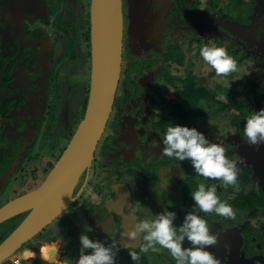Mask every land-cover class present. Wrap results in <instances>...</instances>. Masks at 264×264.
<instances>
[{
	"label": "flooded vegetation",
	"instance_id": "1",
	"mask_svg": "<svg viewBox=\"0 0 264 264\" xmlns=\"http://www.w3.org/2000/svg\"><path fill=\"white\" fill-rule=\"evenodd\" d=\"M121 1L122 73L91 166L77 181L72 202L0 264H75L85 224L90 238L117 242L116 264H133L128 250L139 251L142 241L126 233L141 218L137 202L158 213L159 191L162 200L173 202L177 224L193 211L190 192L199 178L187 160L177 163L161 154L162 133L172 122L223 143L238 164V185H217L235 218L196 209L217 237L209 250L220 264H264V143L253 148L241 139L244 116L264 108V0H139L135 37L128 33L130 0ZM90 3L0 0V195L5 180L30 185L42 176L41 183L84 115ZM208 43L225 47L237 62V71L218 78L213 88L214 70L199 56ZM240 73L244 87L236 81L232 90L225 87L224 80ZM191 81L203 94L196 100L199 109L179 105ZM27 212L0 223V242ZM140 264L174 262L161 250L141 254Z\"/></svg>",
	"mask_w": 264,
	"mask_h": 264
},
{
	"label": "clouds",
	"instance_id": "2",
	"mask_svg": "<svg viewBox=\"0 0 264 264\" xmlns=\"http://www.w3.org/2000/svg\"><path fill=\"white\" fill-rule=\"evenodd\" d=\"M199 56L222 79L237 71L236 60L223 46L202 44ZM232 82L224 80L225 87L229 88ZM243 121L242 142L253 148L264 143V108L248 111ZM160 144L162 156L177 163L187 160L193 174L199 178L195 189L190 192L193 211L185 212L181 222L177 224L173 202L170 199L162 200L159 191L155 193L162 209L160 212L154 213L137 202L135 207L141 218L126 235L129 240H135L139 235L142 243L139 251L129 249L128 255L133 264H140L141 254L166 250L174 264H220L219 259L209 250V246L216 245L217 237L210 231L205 216L215 214L235 218L232 206L217 195V185L233 188L238 185L237 161L227 155L228 149L223 143L210 141L195 126L173 122L168 124L162 133ZM213 180L216 181L215 184L207 183ZM156 187L153 185V189ZM159 187L166 192L167 185L161 184ZM196 209L205 216L200 215ZM91 231L85 224L78 238L80 253L75 264H116L119 251L117 242L104 243L90 238L88 233Z\"/></svg>",
	"mask_w": 264,
	"mask_h": 264
},
{
	"label": "water",
	"instance_id": "3",
	"mask_svg": "<svg viewBox=\"0 0 264 264\" xmlns=\"http://www.w3.org/2000/svg\"><path fill=\"white\" fill-rule=\"evenodd\" d=\"M129 10L128 33L135 37L141 26L139 0H130ZM123 27L121 0H91V71L84 115L45 179L34 189L0 206V223L28 211L0 242V263L72 202L77 181L91 166L96 145L113 109L122 73Z\"/></svg>",
	"mask_w": 264,
	"mask_h": 264
},
{
	"label": "rangeland",
	"instance_id": "4",
	"mask_svg": "<svg viewBox=\"0 0 264 264\" xmlns=\"http://www.w3.org/2000/svg\"><path fill=\"white\" fill-rule=\"evenodd\" d=\"M216 3V2H215ZM205 68H207L208 70H210L211 68L209 67V66H204ZM251 73H252V71H250V73H249V75H247V77H250L251 76ZM88 70H86V72H85V75H84V79H86V83H88ZM218 78H220V77H218L217 75H216V73L215 72H213L212 73V75H211V77L209 78V80H210V87L211 88H213L214 87V85H215V83L217 82V79ZM236 78V79H235ZM231 77V78H229L228 80L229 81H236L237 82V86L239 87V88H242V87H244L245 86V83H246V80H245V76L243 75V73H240L239 75H236V77ZM239 81H240V83H239ZM235 83H231V86L232 85H234ZM230 86V87H231ZM231 90H232V87H231ZM243 93V92H242ZM180 106H184V102H183V100H181L180 101V104H179ZM192 106H194V108H196V109H199V107H196V106H198V104L196 103V101L193 103V105ZM68 143V142H67ZM51 162H53V161H51ZM18 175H24L23 173H20V174H18ZM39 177V176H38ZM42 177V176H41ZM41 177H39V178H34V179H32L31 181H30V185L27 183V182H22L23 183V185H24V189H22V186H21V182H14L13 184H12V181L11 182H9L8 180H5V182H4V184H6L7 182H8V184H7V187L5 186L4 187V189H3V193L4 194H9V198L12 196L13 198L14 197H16V196H18V194L19 193H21V191H25V193L26 192H28L29 190H31V189H33V188H35V187H37L38 185H39V183H40V179H41ZM29 186V187H28ZM20 189H22V190H20ZM13 190V191H12ZM15 190V191H14ZM4 194L2 195V193H1V195H0V204L1 203H5L6 202V199L8 198H6V197H4ZM23 194V193H22ZM16 195V196H15ZM2 205V204H1Z\"/></svg>",
	"mask_w": 264,
	"mask_h": 264
},
{
	"label": "trees",
	"instance_id": "5",
	"mask_svg": "<svg viewBox=\"0 0 264 264\" xmlns=\"http://www.w3.org/2000/svg\"><path fill=\"white\" fill-rule=\"evenodd\" d=\"M184 86H185V90L183 91L180 99L183 100V102L186 103L187 105L190 104L193 105V103L198 99V97L203 96L202 93L200 92L198 93L196 91L194 85L192 84V81L191 83L186 82Z\"/></svg>",
	"mask_w": 264,
	"mask_h": 264
}]
</instances>
